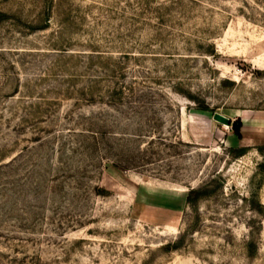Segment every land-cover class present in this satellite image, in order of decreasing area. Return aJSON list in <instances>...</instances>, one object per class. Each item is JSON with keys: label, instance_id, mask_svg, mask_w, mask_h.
Here are the masks:
<instances>
[{"label": "rangeland", "instance_id": "374dc122", "mask_svg": "<svg viewBox=\"0 0 264 264\" xmlns=\"http://www.w3.org/2000/svg\"><path fill=\"white\" fill-rule=\"evenodd\" d=\"M264 0H0V264H264Z\"/></svg>", "mask_w": 264, "mask_h": 264}, {"label": "crops", "instance_id": "0c3cea01", "mask_svg": "<svg viewBox=\"0 0 264 264\" xmlns=\"http://www.w3.org/2000/svg\"><path fill=\"white\" fill-rule=\"evenodd\" d=\"M243 123L242 136L246 140L258 139L264 141V111L240 115Z\"/></svg>", "mask_w": 264, "mask_h": 264}, {"label": "trees", "instance_id": "16d2710c", "mask_svg": "<svg viewBox=\"0 0 264 264\" xmlns=\"http://www.w3.org/2000/svg\"><path fill=\"white\" fill-rule=\"evenodd\" d=\"M232 131L234 133V135L239 139L242 140L243 136H242V129H243V123L241 121V119H237L232 125Z\"/></svg>", "mask_w": 264, "mask_h": 264}, {"label": "water", "instance_id": "95a60500", "mask_svg": "<svg viewBox=\"0 0 264 264\" xmlns=\"http://www.w3.org/2000/svg\"><path fill=\"white\" fill-rule=\"evenodd\" d=\"M213 119L216 122H218L222 125L228 126V127H230L233 124V121L230 118H227L224 115L219 114V113H215L213 116Z\"/></svg>", "mask_w": 264, "mask_h": 264}]
</instances>
